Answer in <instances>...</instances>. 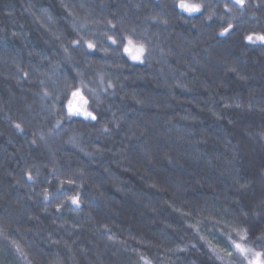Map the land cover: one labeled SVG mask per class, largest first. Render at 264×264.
I'll return each mask as SVG.
<instances>
[{"label":"trees","instance_id":"16d2710c","mask_svg":"<svg viewBox=\"0 0 264 264\" xmlns=\"http://www.w3.org/2000/svg\"><path fill=\"white\" fill-rule=\"evenodd\" d=\"M188 2L0 0V264L264 253V0Z\"/></svg>","mask_w":264,"mask_h":264},{"label":"snow or ice","instance_id":"6c2138e0","mask_svg":"<svg viewBox=\"0 0 264 264\" xmlns=\"http://www.w3.org/2000/svg\"><path fill=\"white\" fill-rule=\"evenodd\" d=\"M233 3L243 5L244 0H233ZM178 7L190 14L201 12L204 9L203 4L191 3V2H188V0H179ZM225 7L227 8V5H225ZM229 11L231 10L229 9ZM209 19H211V16H209ZM231 28H232V25L229 24V26L227 28H224L220 34L224 35L228 33ZM109 39L112 40V43L114 44L117 42L113 37H109ZM246 39L249 42H252L255 39L256 41H260L264 43V35H257L255 37L253 35H249L246 37ZM76 43H79V41H77ZM87 47L94 49L96 48V45L89 41L87 42ZM123 51L127 53L131 57L132 60L142 61V58L145 52L147 51V49L144 44L142 43L138 44L131 37H129L127 38V44L126 46H124ZM72 96L74 98L78 97L79 103L74 105L72 102H69L68 108H69L70 113L83 114L85 117L91 118L93 120L97 119V117L92 112L88 111L86 107H84L85 105L88 104V101L79 90L73 92ZM17 127H19V125ZM72 199L76 203L79 202L78 198L73 197ZM235 248L241 253H245V254L251 253L253 255L254 259L249 261V264H264V253L254 252L253 250L246 249L243 245L239 243L235 244Z\"/></svg>","mask_w":264,"mask_h":264},{"label":"rangeland","instance_id":"374dc122","mask_svg":"<svg viewBox=\"0 0 264 264\" xmlns=\"http://www.w3.org/2000/svg\"><path fill=\"white\" fill-rule=\"evenodd\" d=\"M131 58V57H130ZM72 103L78 104L79 103V98H73ZM85 107V106H84ZM241 244L243 245L246 249H250L253 250L254 252H259L257 250H255L252 246L247 245L245 243L242 242H233V243H229L226 244L224 247V253H225V258L228 262V264H249V261L253 260L254 257L251 253H241L239 252L236 248H235V244Z\"/></svg>","mask_w":264,"mask_h":264}]
</instances>
